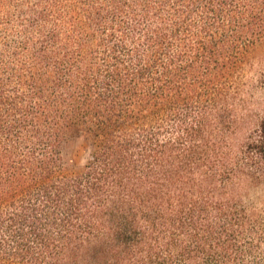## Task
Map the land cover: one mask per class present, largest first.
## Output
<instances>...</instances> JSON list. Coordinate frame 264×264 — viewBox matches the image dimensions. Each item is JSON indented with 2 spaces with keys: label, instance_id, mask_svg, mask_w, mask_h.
<instances>
[{
  "label": "trees",
  "instance_id": "trees-1",
  "mask_svg": "<svg viewBox=\"0 0 264 264\" xmlns=\"http://www.w3.org/2000/svg\"><path fill=\"white\" fill-rule=\"evenodd\" d=\"M261 51L264 0H0V264H264Z\"/></svg>",
  "mask_w": 264,
  "mask_h": 264
},
{
  "label": "rangeland",
  "instance_id": "rangeland-1",
  "mask_svg": "<svg viewBox=\"0 0 264 264\" xmlns=\"http://www.w3.org/2000/svg\"><path fill=\"white\" fill-rule=\"evenodd\" d=\"M258 58L259 61H255L248 71L243 93L244 103L238 111L242 120L236 135L239 140L244 139L257 120L264 116V52L261 51ZM257 72H260L259 75ZM90 143V134L84 128L72 126L67 130L62 149L66 169H77L84 164ZM249 198L258 205H264V182L252 188Z\"/></svg>",
  "mask_w": 264,
  "mask_h": 264
}]
</instances>
